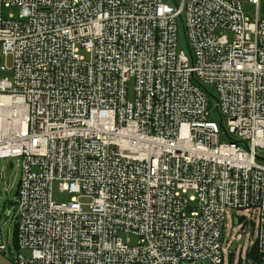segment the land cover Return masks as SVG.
Listing matches in <instances>:
<instances>
[{
  "label": "built area",
  "instance_id": "built-area-1",
  "mask_svg": "<svg viewBox=\"0 0 264 264\" xmlns=\"http://www.w3.org/2000/svg\"><path fill=\"white\" fill-rule=\"evenodd\" d=\"M248 1L252 18L243 0H0V70L13 74L0 78V160L20 170L16 242L29 254L0 238L1 253L13 264H226L225 220L242 210L238 264L264 263V17ZM11 6L18 16L4 15ZM241 127L248 150L211 138ZM216 166L213 189L192 183ZM55 182L68 201L53 200Z\"/></svg>",
  "mask_w": 264,
  "mask_h": 264
},
{
  "label": "rangeland",
  "instance_id": "rangeland-1",
  "mask_svg": "<svg viewBox=\"0 0 264 264\" xmlns=\"http://www.w3.org/2000/svg\"><path fill=\"white\" fill-rule=\"evenodd\" d=\"M173 2V0H169ZM244 9L246 14L252 18V12L255 6L252 3H249L248 0H243ZM10 13H13L15 16H18L20 13V8L17 6H11L4 9V15L8 16ZM179 43L180 47L188 49V45L185 39V33L183 28L181 27L179 31ZM11 62V61H9ZM1 77H13L11 71H2L0 70V78ZM132 84L129 86V95L132 94ZM9 164L10 159H1L0 160V238L4 241V243L10 247L11 251L16 254L17 252H21L23 254H29L28 250H24L18 248L16 242V231H17V220H16V190L18 181L20 178V170L18 167L14 166L12 168V172L9 175ZM71 193L68 191L62 190L57 182L53 184L52 187V197L53 200L57 202L68 201L71 198ZM235 216L234 218L228 214L225 223L228 224L229 230L226 232V239L228 240L226 246V256L225 261L226 264H229L232 261L233 264H238L240 260V252L245 251L248 246L250 234L241 240H238L235 237L236 231L243 228L244 223L241 217H243L244 211L242 210H234ZM132 242L136 240L135 237L131 236ZM232 248L235 251V256L231 259L229 249ZM9 253L5 255L7 258ZM183 264H207V262H195V263H183Z\"/></svg>",
  "mask_w": 264,
  "mask_h": 264
},
{
  "label": "bare ground",
  "instance_id": "bare-ground-1",
  "mask_svg": "<svg viewBox=\"0 0 264 264\" xmlns=\"http://www.w3.org/2000/svg\"><path fill=\"white\" fill-rule=\"evenodd\" d=\"M173 2H174V0H173ZM184 33H185V31H184ZM185 39H186V37H185ZM184 49L188 50L186 48H184ZM225 124H226V122L224 121V123H222L220 125V127H221V129L223 131H225ZM223 134H217V135L216 134H212L211 138H212L213 141H215L219 145H227V146H229V145H240V146H243L247 150L251 147L250 144L247 142V140H244V138L247 137V130L244 127H241L238 130L236 135L227 133L226 135L223 136ZM224 141L227 142V143H225ZM255 154H256V159L258 161L264 162V148L256 147L255 148ZM234 160H235V155L229 149H227V148L224 149L222 154H221V158H220L221 165L223 164V165H225L227 167L230 164H232L234 162ZM224 172H225V169L222 166H220V167L216 166L215 169H213V170H210V169L202 170V171L201 170L200 171L194 170L193 174L195 175V179L192 181V183L193 184L198 183L199 186L203 187L204 182L200 181L198 179L199 176H202L207 181V186H209L210 188L213 189L214 185H215V180L217 178L221 177L224 174ZM253 172H254V170H252V169L251 170H245L244 171V176L242 178H240V181L237 183V186H240V187L244 186L245 183H246L245 180ZM233 188L234 187H232V189ZM175 225H176V223L174 221H170V222H168L166 224H162V228H163V230L165 232L162 235V242L163 243L167 244V243H171V242L175 241V238L177 236V232L174 229ZM182 226H183V233H189V234H193L194 233V228H195V223L194 222H191V223L184 222L182 224ZM138 239H139V237H137V240Z\"/></svg>",
  "mask_w": 264,
  "mask_h": 264
},
{
  "label": "water",
  "instance_id": "water-1",
  "mask_svg": "<svg viewBox=\"0 0 264 264\" xmlns=\"http://www.w3.org/2000/svg\"><path fill=\"white\" fill-rule=\"evenodd\" d=\"M12 168H13V163L10 162L9 171H8L9 175L12 172ZM18 190H19V182L17 185L16 196L18 195ZM0 264H13V262L9 258H7L3 253L0 252ZM261 264H264V263H261Z\"/></svg>",
  "mask_w": 264,
  "mask_h": 264
},
{
  "label": "trees",
  "instance_id": "trees-1",
  "mask_svg": "<svg viewBox=\"0 0 264 264\" xmlns=\"http://www.w3.org/2000/svg\"><path fill=\"white\" fill-rule=\"evenodd\" d=\"M260 13L264 17V0H261L260 3Z\"/></svg>",
  "mask_w": 264,
  "mask_h": 264
}]
</instances>
